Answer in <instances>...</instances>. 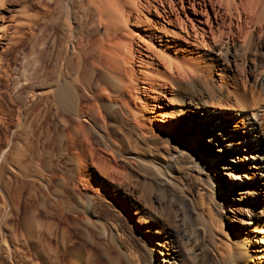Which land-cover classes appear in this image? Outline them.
Listing matches in <instances>:
<instances>
[{
  "label": "bare ground",
  "instance_id": "obj_1",
  "mask_svg": "<svg viewBox=\"0 0 264 264\" xmlns=\"http://www.w3.org/2000/svg\"><path fill=\"white\" fill-rule=\"evenodd\" d=\"M62 1H38L42 50L35 72L42 87L24 98L21 92L5 97V92L0 91L1 124L14 116L23 123L25 135L29 127L26 121L40 126L35 159H24L27 156L23 152L25 157L23 153H10L8 160L6 149L0 150V264H119L93 263L83 243L73 247L66 229H55L52 223L42 221L36 217L35 209L22 216L18 224L12 223L21 188L28 185L32 192L40 191L34 188L35 182L41 188L40 177L54 161H62L58 165L67 167L66 175H78V189L88 187L109 194L114 181L111 178L118 171L117 158L140 166L139 153L147 154L156 139L154 132H158L196 158L194 169L200 175L212 174L218 168L221 178L216 174V180L222 184L226 182L224 175L236 185V176H243L237 172H241L257 187L264 185V142L260 143V152L252 156L255 161L242 167V159L251 151L245 124L244 129L237 125L247 116L239 114L235 120H222L221 114L210 115L201 100L211 102L215 97L236 105L241 112L251 104L258 106L255 99L259 96L255 98L245 87L239 89L232 79L226 81V58L252 56L264 66V0H69L74 10L66 14L62 8L69 4ZM25 3L26 0H0V9L8 4L16 11L13 25L8 29L0 27L1 87H7L9 77L4 52L12 48L18 49L16 54L22 52L19 46L23 37L17 20L24 10L16 8L23 9ZM5 21L0 13V25ZM36 46L35 41L30 50ZM213 73L215 84L208 87L204 80ZM258 84L264 90V78ZM16 101L19 108L15 111L11 106ZM259 110L257 122L251 125L256 129L264 115V104ZM168 117L176 119L174 125L168 123ZM213 117L214 122L208 124ZM213 146L219 149L213 151ZM147 162L151 168L156 167L151 159ZM170 167L167 163L164 168L167 171ZM60 178L59 185L67 190L64 177ZM122 189L123 196H131L127 188ZM55 192L61 194L60 190ZM240 192L248 194L245 189ZM92 198L88 194L89 202ZM138 202L131 203L133 211H128L134 215L139 232H145L152 227L150 221L140 219L145 209ZM71 207L67 208L72 213ZM254 220L255 229L264 231L261 213ZM230 231L233 232L231 226ZM183 238L188 241L185 235ZM238 239L227 240L220 253L212 244L197 252V258L192 248L196 244L189 247L185 243L169 251L164 241H154L156 246L150 254L159 264H179L177 260L183 259L180 264H206L209 253L220 257L217 264H247L251 259L247 247L251 238ZM59 255L63 263H59ZM253 264H264V253Z\"/></svg>",
  "mask_w": 264,
  "mask_h": 264
},
{
  "label": "rangeland",
  "instance_id": "obj_2",
  "mask_svg": "<svg viewBox=\"0 0 264 264\" xmlns=\"http://www.w3.org/2000/svg\"><path fill=\"white\" fill-rule=\"evenodd\" d=\"M38 1L26 0V7L24 6L23 9L16 8L18 11L22 10L23 12L24 10L23 15H19L20 19L17 20L19 28H21L19 35L23 37L20 41V46L18 45L22 48V52L16 54L17 48L4 52V57L7 60V75L9 77L7 79L8 83L6 81L7 87L6 85L0 86V91L5 92V97L12 93L21 92V98H24L28 92L37 91L42 87L41 80L37 79L35 72L41 59L39 52L42 50L38 30L41 22L37 18L41 8L38 5ZM62 3L65 5L68 3L70 6L66 5L62 8V11L63 9L65 11L63 12L64 14L69 12L70 9L74 10L69 0L68 2L64 0ZM67 7L69 9H66ZM0 10L1 15L6 18V21L0 27L8 29L13 25L11 20L15 16L16 11H13V8L8 4H5ZM32 41L37 42V49L30 50ZM206 51L209 53L208 50ZM250 57L252 56L242 57L239 54L232 59L227 56L226 66L229 67V70L227 71L228 78L226 81L229 82L232 79L236 86H240L239 89L243 90V87H245L247 91L250 89L249 91L254 94L255 98L259 96L255 99L258 102V106L251 104L248 110L241 112L235 107V101L233 102L235 105L233 107L231 103L226 102L225 104L222 101H218V98L216 99L215 97L211 101L212 103L207 98L201 99L205 106H208L207 108L210 110L208 113L215 117L221 114L222 120L231 118L235 120L239 114L247 116L246 119H243L244 122L237 125V128H243L242 125L245 124L246 132L244 134L249 137L247 140L250 146L249 151H251V154L246 152L245 159H242V167L255 161V158H253L254 153L260 152V143L264 142V115L260 117L262 120L258 126L259 129L251 126L252 122H257L256 114L260 111L259 109H262L264 104L262 98L264 90L258 84V81L264 78V66L259 60H255L253 57L251 59ZM215 77L216 74L213 73L211 77L205 79V85L208 87L214 85ZM255 91L259 92L256 94ZM249 96L251 99V94ZM12 107L16 111L19 108L18 101ZM33 110L34 107L30 108L31 112ZM167 120L168 123L171 122V125L176 122L173 117H168ZM214 120L213 117L212 120L207 122L209 124L214 122ZM27 124H29V127L26 130V135L28 138L30 137L29 139L23 131V123L20 120H16L14 116L11 119H5L2 124L0 122V150L6 149L4 153L8 160H10V153L17 155L23 152L27 157L31 156V159H35V146L37 141H39V136L37 135L40 126L30 125L29 121L25 122L26 127ZM160 135L161 133L154 132L156 138L154 146L152 145L153 147L151 146L146 150L147 154L139 153L142 163L140 166H131L122 161L121 158H117L116 169L118 171L111 178L114 181L111 182L113 184L109 194L94 192L93 189L88 187L78 189V175L76 174L77 176L73 175L72 177L66 175L67 167L62 168L61 166L64 165H58L62 161L58 163L54 161L52 168L47 172L41 168L43 173L42 178L40 177V182L44 187L41 186L38 189V182H35L34 188L37 186V190L41 189L40 191L35 190L32 192V189L27 188L28 185L21 188L17 204L18 212L16 215L14 214L15 220L12 223L18 224L22 216L30 214L35 209L36 217L42 221L52 223L56 226L55 229L57 227L66 229V236L72 241L73 247L83 243L84 249L91 254L93 263L159 264L158 260L154 258V254H150L151 248L156 246L154 241H164V246L169 251L170 249L175 250L177 246V248H181L185 246V243L189 247L196 244V247H198L192 248L194 253L196 250L195 255L197 258L198 256L200 257L199 253L202 252V249L210 248L212 244L222 250L227 240H239L238 238L250 237L247 247L251 259L247 264H253L264 253V239H261V237H264V231L255 229L254 225L255 215L261 213V218H264V185L257 187L255 183L245 179L248 176L241 172H237L243 176L239 174V176H236V182H238L236 185H233L231 180L224 175L226 182L222 184L220 180H216V174L221 178V175L217 173V171H220L218 168L212 174L200 175L195 170L197 169L195 168L197 165L196 158L188 151L182 149V146L177 145L174 140H165V136H161V138ZM6 140L9 141L8 144H6ZM245 144L246 142L242 145L245 146ZM216 149L218 150L219 147H212L213 151ZM209 150L210 148L207 146V151ZM237 153L243 154L242 152ZM27 157L24 159H29ZM23 158L21 157V159ZM149 159L152 160L156 167L153 166L154 168H151L149 166L147 162ZM166 162L171 165L167 171L164 168L165 164H167ZM204 172H206L205 169ZM60 177H64L63 183L68 186H66L67 190L62 189L63 185H59L61 184ZM65 181L68 182L65 183ZM122 188H127L131 192V196H123ZM241 189L248 190V194L242 195ZM57 190L61 191L60 195L56 194L55 191ZM32 193L33 195H31ZM90 193L93 198L89 202L87 196ZM73 195L74 197H72ZM75 198L77 201H75ZM135 200L144 206L145 210L141 211L140 219L144 222L150 221L149 224L152 227L150 230L140 231V233L139 225L133 219L134 215L129 213V211H133L131 203H134ZM66 206H72V213ZM230 226L233 232L230 231ZM236 234H240L238 238H236ZM184 235L188 238V243L183 238ZM87 238L88 240H85ZM208 256L209 260L207 259L206 264H217V261H220V257L215 258L210 253ZM59 260V263H63L61 255H59ZM177 261L180 264L185 260L183 259L182 262L181 260ZM223 261L225 262V260Z\"/></svg>",
  "mask_w": 264,
  "mask_h": 264
}]
</instances>
